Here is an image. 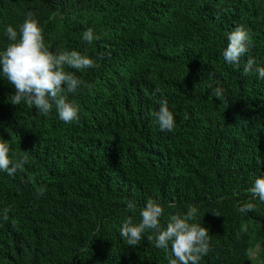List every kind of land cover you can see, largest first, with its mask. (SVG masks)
<instances>
[{
  "label": "trees",
  "instance_id": "obj_1",
  "mask_svg": "<svg viewBox=\"0 0 264 264\" xmlns=\"http://www.w3.org/2000/svg\"><path fill=\"white\" fill-rule=\"evenodd\" d=\"M28 12L49 51L99 67L65 66L91 85L68 94L79 108L71 124L55 108L45 117L13 105L0 74V141L14 161L28 158L13 176L0 171V264H168L151 230L135 247L120 236L149 198L164 207L162 228L198 208L192 222L212 249L200 264H264V202L250 191L264 178V79L243 72L249 58L264 67V0H0V52L12 43L6 26L19 33ZM237 26L250 35L239 68L222 55ZM162 98L171 132L156 123ZM247 202L255 208L242 214Z\"/></svg>",
  "mask_w": 264,
  "mask_h": 264
},
{
  "label": "clouds",
  "instance_id": "obj_2",
  "mask_svg": "<svg viewBox=\"0 0 264 264\" xmlns=\"http://www.w3.org/2000/svg\"><path fill=\"white\" fill-rule=\"evenodd\" d=\"M5 34L12 43L5 51L0 52V74L16 90L11 96V103L19 105L23 101L29 107L35 106L37 112L45 117L55 108L59 119L65 124L78 121L79 108L68 100V94H76L81 87L90 88L91 85L77 78L72 72L65 71V66L86 70L99 67L97 61L74 50H58L56 53L49 51L38 21L31 12L25 14L23 23L19 25V33L12 25H8ZM82 39L91 45L98 37L94 35L93 29L89 28L82 34ZM227 39L228 45L222 53L224 60L239 68L241 57L245 56L249 49V32L244 26H237L228 34ZM100 58H103V54ZM243 72L245 75L255 73L259 79H264V67L257 65L252 58L247 59ZM221 94L220 88L213 90L214 96L220 97ZM155 117L161 132H171L174 129L175 119L169 110L167 99H161ZM9 152V144L0 141V171L13 176L28 163V158L25 155L14 161ZM250 191L254 198L264 202V178L255 179ZM45 192L46 187H41L37 196H43ZM134 208L135 203L128 201L126 211ZM254 208L251 202H247L238 210L245 214ZM8 211L9 209L3 211L4 220L8 219ZM197 213L198 208L189 204L186 213L170 214L166 227L162 228L160 218L164 215V207L149 198L146 206L140 209V222L134 224L132 217H127L120 228V236L127 245L135 247L146 231L151 230L152 234L147 235V239L153 242L157 249L168 253V264H200L202 258L212 249L208 229L192 222ZM212 213L219 216L218 213Z\"/></svg>",
  "mask_w": 264,
  "mask_h": 264
}]
</instances>
